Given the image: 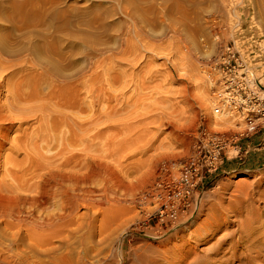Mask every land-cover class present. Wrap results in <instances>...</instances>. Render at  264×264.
I'll use <instances>...</instances> for the list:
<instances>
[{"label":"rangeland","instance_id":"rangeland-1","mask_svg":"<svg viewBox=\"0 0 264 264\" xmlns=\"http://www.w3.org/2000/svg\"><path fill=\"white\" fill-rule=\"evenodd\" d=\"M0 36L8 53H0V62L11 66L0 68L2 101L15 94L12 75L24 77L26 91L33 93L36 78L47 72L46 83L38 88L43 95L51 86L76 79L80 67L89 76L92 67L110 57L118 70L132 73L128 95L144 84L135 106L140 114L142 104L149 102H155V109L171 111L161 118L163 127H150L154 150L120 161L117 170L124 174L119 177L133 186L131 197L124 198L128 204L112 210L79 208L81 224L108 226L109 240L136 225L154 229L160 220L153 212L159 202H137L156 186L160 198L181 194L184 211L199 201L203 211L184 236L206 220L210 210L220 211L218 219L225 217L230 224L224 226H231L230 212L240 222L264 206L256 194L264 192V100L254 107L262 108L260 113L244 117L241 113L256 103H227L201 64L227 45L264 93V0H0ZM125 48L130 52H123ZM38 50L45 53L38 56L43 64ZM120 53L126 59L117 63ZM234 106L236 113L231 112ZM168 119L173 128L166 125ZM191 164L189 181L199 184L192 191L181 181ZM186 218L184 228L191 224ZM263 222L264 216L259 217L254 226ZM104 243L98 248L105 250ZM144 244L158 247L152 235L135 239L133 247Z\"/></svg>","mask_w":264,"mask_h":264},{"label":"bare ground","instance_id":"bare-ground-1","mask_svg":"<svg viewBox=\"0 0 264 264\" xmlns=\"http://www.w3.org/2000/svg\"><path fill=\"white\" fill-rule=\"evenodd\" d=\"M4 48L0 36V53L8 55ZM35 54L45 55L39 50ZM124 56L120 53L117 63ZM114 61L104 58L89 76L80 67L76 79L51 86L43 95L38 88L46 83L47 72L36 78L33 93L26 91L24 77H10V82L16 77L15 94L0 99V264H264V222L254 226L264 216V206L249 211L240 222L230 212L231 226H224L230 224L225 217L218 219L220 211L210 210L206 220L184 236L203 211L199 201L196 210L188 206L184 211L181 194L160 198L156 186L137 202H159L153 211L160 216L154 229L136 225L109 240L108 226L79 222V208L112 210L128 204L124 198L131 197L133 186L119 177L124 174L117 170L120 161L154 150L150 127H163L161 118L171 116L170 110L155 109V102L142 104L140 114L135 106L144 84L128 95L132 73L118 70ZM38 62L43 64L39 57ZM9 65L0 62V68ZM203 69L221 90L215 73ZM166 125L173 126L169 119ZM197 182H190L191 191ZM256 194L264 201L263 191ZM187 215L191 224L184 228ZM143 234L152 235L158 247L134 248ZM102 241L105 250L98 248Z\"/></svg>","mask_w":264,"mask_h":264},{"label":"built area","instance_id":"built-area-1","mask_svg":"<svg viewBox=\"0 0 264 264\" xmlns=\"http://www.w3.org/2000/svg\"><path fill=\"white\" fill-rule=\"evenodd\" d=\"M201 64L204 68H207L208 72L215 73V82L221 87V90L218 91L222 97H225L227 103L239 102L242 106H247L246 103L248 105L252 102L256 103L249 109L246 108L244 110V114L246 115L244 117L247 118L254 114V112L260 113L262 108L254 109V107L258 108L264 100V93L260 89V83L255 79L250 70L241 64L238 55L232 48L226 45L221 48L218 54L213 58L202 61ZM218 112L219 110H215L216 114ZM231 112H233V110ZM192 166L194 165L191 164L185 167L183 179L181 180L187 185L188 189L191 182L188 176L191 173L190 170Z\"/></svg>","mask_w":264,"mask_h":264}]
</instances>
